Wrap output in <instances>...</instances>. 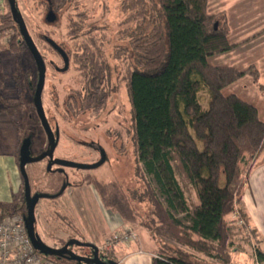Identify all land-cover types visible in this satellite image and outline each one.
<instances>
[{
	"label": "trees",
	"instance_id": "obj_1",
	"mask_svg": "<svg viewBox=\"0 0 264 264\" xmlns=\"http://www.w3.org/2000/svg\"><path fill=\"white\" fill-rule=\"evenodd\" d=\"M5 1L6 13L0 16V37L14 32L8 51L20 56L28 47ZM67 2L41 0L46 11L45 23L50 24L49 14L56 17ZM123 5L125 11L133 12L139 20L135 28L138 33L130 34L133 71L127 72L126 77L137 161L142 174L156 184L165 205L147 186L151 210L148 225L142 226V222V225L138 223V213L116 183L105 184L94 179L89 183L106 210L118 215L125 225L145 230L161 243L151 264H208V261L233 264L230 224L239 220L251 230L256 264H264V253L258 249L257 237L242 209L250 173L264 151L261 103L251 105L227 92L245 73L208 63L210 57L232 49L227 41L230 31L225 12L209 15L207 0H124ZM70 31L75 36L83 34L79 22H72ZM89 33L85 35L90 36ZM41 40L62 61L63 69L58 71L67 67L51 43L64 53L67 65L77 66L85 81L81 90L68 96L67 113L75 115L103 109L111 96L107 82L111 71L100 60L96 41L90 37L87 44H81L74 53L49 36H41ZM37 73L36 68L33 83L29 70L22 79L14 75L16 96L3 98L4 108L12 110L34 99ZM259 88L264 91L262 86ZM201 91L208 97L206 107L198 99ZM69 99L73 100L74 107ZM14 125L18 128L16 122ZM29 138H22L18 131L19 149ZM173 159L179 162L195 190L198 204L193 208L187 206L177 182ZM24 208L26 215L22 203L0 204V221ZM178 215H183L184 219H179ZM240 229L243 233V228ZM245 240L250 242L248 237ZM68 252L72 253L71 247ZM59 258L50 260L55 264H61V260L77 262L68 254Z\"/></svg>",
	"mask_w": 264,
	"mask_h": 264
},
{
	"label": "rangeland",
	"instance_id": "obj_2",
	"mask_svg": "<svg viewBox=\"0 0 264 264\" xmlns=\"http://www.w3.org/2000/svg\"><path fill=\"white\" fill-rule=\"evenodd\" d=\"M231 1L207 0L206 12L211 16L221 12L226 14ZM123 2L124 0H68L56 17L53 16L50 24H47L45 23V7L41 4V0H15L16 8L24 21L27 32L45 61L46 72L41 105L48 125L58 140L53 158L78 165H94L102 162L96 168L87 171L64 168L70 187L55 202L46 197L58 191L57 181L66 183V178L59 173H49L46 160L26 166L31 196H45L40 199L35 208L36 233L45 245L54 249H61L63 243L72 240L96 247L102 244L101 241L97 242L92 238L94 229L87 221L89 219L79 199L82 195L80 189H85L83 194L86 193V188L87 190L93 188L96 192L94 186L89 183L90 180L94 179L105 184L116 183L126 195L134 211L138 213V223L142 222V226L148 225L151 210L147 186H150L156 199L165 205L164 198L160 196L156 184L142 174L137 161L126 77L127 72L133 71L134 50L132 52L130 48V34L138 33L135 28L139 20L135 19L133 12L123 9ZM5 13L6 11L0 16ZM72 22L80 23L83 34L72 35L70 31ZM240 27L238 25L235 29L243 31L244 29ZM248 28L256 34L253 40L239 41L241 42L239 46H232L229 42H237L239 39V36H236L238 31H234L235 34L232 35L234 38L229 41L227 38V41L232 49L236 47V50L225 56L214 55L209 65L217 67L212 63H231L234 65L232 69L245 73L240 80L227 89V92L237 95L251 105L261 103L260 119H264V91L259 88V86L264 88V23L258 25L255 22L248 25L246 29ZM87 32H90V36L85 35ZM13 33L11 31L0 37V58H2L0 61L8 67L10 82L13 83L14 75L22 79L24 72L29 70L30 81L33 83L36 80V65L29 50H24L20 56L8 51ZM230 34L231 31L228 37ZM41 36H49L58 44H65L74 53L78 52L81 44H87L90 37L96 41L101 53L100 60L111 71L110 78L107 80L111 96L103 109L75 115L67 113L65 106L68 96L81 90L85 81L73 63H69L66 69L58 71L63 69L62 61L41 40ZM255 78H257L256 81H254ZM198 99L200 104L206 107L208 102L206 92L201 91ZM68 101L74 107L73 100ZM4 109L5 113L8 112L13 121L17 123V129L22 138L32 135L29 138L31 143L28 149L30 159L47 148V137L35 116L30 100L23 103L22 107L17 106L12 110ZM260 163H264V151L255 165ZM172 166L186 204L189 208H193L198 204L195 190L176 159H173ZM19 198V204L25 205L21 194ZM24 210L25 208L16 215L21 216ZM95 217L101 223V215L96 214ZM178 218L183 220L184 216L178 215ZM232 218L229 217V219ZM230 225L233 264H255L251 243L245 240L246 237L237 223ZM114 235L103 239L111 244L110 240ZM108 248L103 245L100 249L102 253L98 255L99 260L104 264H109L103 254L109 250ZM71 250L73 254L79 255L77 257L82 259L81 262L69 263L61 260V264H91L83 262L90 259L88 258L91 255L90 249L71 246ZM46 257L53 261L60 259L56 256Z\"/></svg>",
	"mask_w": 264,
	"mask_h": 264
},
{
	"label": "crops",
	"instance_id": "obj_3",
	"mask_svg": "<svg viewBox=\"0 0 264 264\" xmlns=\"http://www.w3.org/2000/svg\"><path fill=\"white\" fill-rule=\"evenodd\" d=\"M230 4L226 11L231 31L228 41L234 38L232 35L235 34L234 31H238L235 28L239 25L241 26L240 29L243 28L244 30H239L236 34V36H239L238 41L229 42L232 46H239L243 41L253 40L254 35H256L249 28L246 29L248 25L255 22L258 25L264 23V0H232ZM233 50H236V47L230 52L219 56L230 54ZM213 57L208 59L209 64ZM212 64L222 68H234L231 63ZM9 77L8 67L0 61V204L6 206L19 203V195H23L22 189L24 191L23 178L19 171L18 129L9 113H5L4 106L1 104L3 98H14L16 96L14 82H10ZM84 190L80 189L82 195L79 199L82 209H85V215L89 219L87 221L94 229L92 238L97 242H102L100 246H97L99 253H102L100 249L103 245L108 246L105 242L107 238L115 233L121 234L130 231L137 236L135 242L128 246L113 245L111 248L108 246L109 250L103 253L109 264H151L152 259L160 250L161 243L153 239L147 231L125 225L118 215L106 210L93 188L90 190L86 188V193L83 194ZM242 209L248 216L249 226L257 237V247L264 253V163L255 165L250 173L248 187L243 193ZM95 213L101 215V223L98 222ZM251 242H254V240L250 239ZM251 246L254 247L253 243H251ZM208 264L214 263L208 261Z\"/></svg>",
	"mask_w": 264,
	"mask_h": 264
},
{
	"label": "water",
	"instance_id": "obj_4",
	"mask_svg": "<svg viewBox=\"0 0 264 264\" xmlns=\"http://www.w3.org/2000/svg\"><path fill=\"white\" fill-rule=\"evenodd\" d=\"M7 1L9 4L11 17H12L13 21L15 22L16 26L18 27L19 33L21 34L22 38L24 39L25 44L27 45L28 50H29V52H30V54L34 60V63L36 65V68L38 70V79H37L35 95H34V106H35L36 113H37L38 119L40 121L41 127L43 128L45 135L47 137V143H48L46 152H44L43 154H41L37 157H34L32 159L29 158V153H28V149L30 146V140L29 139L24 140L20 149H19V171H20V174L23 178V186H24V200H25V205H26L25 226H26L27 236H28L33 248L37 252L41 253L44 256L60 257V256L68 254L69 258L71 260H76L77 262H81L82 259L80 257H77L73 253L68 252L69 247L79 246V247H86V248L92 250V252H93V259L92 260H86V261L84 260L83 262L91 263V264H104L98 258V255H99L98 248L92 244H83V243L79 242L78 240H72V241H69L61 249H54V248L48 247L47 245L42 243L40 241L38 235L35 233V227H34L35 226L34 225V223H35V208H36V205L39 202V200L42 198H45V196H33V197L31 196L30 188H29V182H28V178L26 175V166L30 163H36V162H40L42 160L48 159L49 161H51L47 167L48 171L51 169L52 165H54V164L60 165L62 167H66V168H72V169L87 171V170L96 168L102 162H100L98 164H94V165H78V164H73V163L65 162V161H61V160L53 161V154H54V151L56 149L58 140L56 139V137L54 136V134L52 133V131L48 125V122L45 118V115H44V112L42 109V105H41V94H42V90H43L44 82H45V72H46L45 65H44V62H43L39 52L37 51L32 39L30 38V36L27 32L24 21L22 20L20 14L16 8L15 0H7ZM52 18H53V16L51 14H49L48 20L51 21ZM51 45L53 47H55L56 50L58 51V53L62 56V58L64 59L65 67H67L68 61H67L64 53L61 50H59L53 43H51ZM61 193L62 192H60V194Z\"/></svg>",
	"mask_w": 264,
	"mask_h": 264
},
{
	"label": "built area",
	"instance_id": "obj_5",
	"mask_svg": "<svg viewBox=\"0 0 264 264\" xmlns=\"http://www.w3.org/2000/svg\"><path fill=\"white\" fill-rule=\"evenodd\" d=\"M6 10V1L0 0V14ZM243 228L245 237L251 240V230L243 221L237 222ZM137 240L133 232L114 235L110 240L113 245L128 246ZM253 243V242H252ZM0 264H55L50 259L40 255L33 248L26 232L25 216H7L0 221Z\"/></svg>",
	"mask_w": 264,
	"mask_h": 264
},
{
	"label": "flooded vegetation",
	"instance_id": "obj_6",
	"mask_svg": "<svg viewBox=\"0 0 264 264\" xmlns=\"http://www.w3.org/2000/svg\"><path fill=\"white\" fill-rule=\"evenodd\" d=\"M38 71V70H37ZM37 79H38V73H37ZM30 100V103L32 104V106H33V108H34V111H35V116H36V118H37V120L39 121V119H38V116H37V113H36V109H35V106H34V99L33 98H31V99H29ZM45 115V114H44ZM39 123H40V121H39ZM41 125V124H40ZM43 129V128H42ZM30 135V134H29ZM30 136H32V135H30ZM55 136V135H54ZM31 138V137H30ZM30 142H31V139H30ZM46 150H47V148H45L44 149V151H42V152H40V153H38L35 157H37V156H39V155H41V154H43L44 152H46ZM46 160V163H47V165H49V163L51 162V161H49L48 159H45ZM53 161H56V159L55 158H53ZM48 167V166H47ZM64 168H66V167H62V166H60V165H56V164H54V165H52V167H51V169L49 170V173H59L60 175H62L63 177H65L66 178V180H67V182L65 183L64 181H62L61 183H59L58 181L56 182V186H58V191H55L53 194H50L49 195V197H47V199H50V201H54V199L52 200L51 198L53 197H57L56 199H55V201L56 200H58L59 198H61V196L63 195V193L65 192V190L66 189H68L69 187H70V184L68 183V177H67V175L65 174V171H64ZM46 173V172H45ZM28 182H29V180H28ZM66 184V185H65ZM64 185H65V187H64ZM64 187V188H63ZM64 189V190H63ZM63 190V191H62ZM24 192V191H23ZM60 192H62L61 194H60ZM59 194V195H58ZM22 199L24 200V193H23V195H22ZM43 199V198H42ZM40 201V200H39ZM54 201V202H55ZM23 204V203H22ZM26 206V205H25ZM23 215V214H22ZM25 217H26V215H24ZM37 234V233H36ZM38 235V234H37ZM38 237H39V239H40V241L42 242V243H44L43 241H42V239L40 238V236L38 235ZM91 252V251H90ZM92 255V254H91ZM91 255H89V256H91ZM93 256V255H92ZM89 258V257H88ZM89 260H92L91 258L89 259Z\"/></svg>",
	"mask_w": 264,
	"mask_h": 264
}]
</instances>
